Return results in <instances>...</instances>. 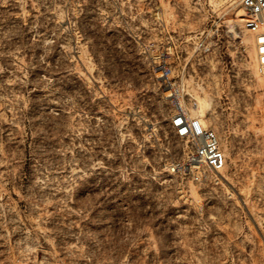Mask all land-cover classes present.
<instances>
[{
    "label": "rangeland",
    "instance_id": "374dc122",
    "mask_svg": "<svg viewBox=\"0 0 264 264\" xmlns=\"http://www.w3.org/2000/svg\"><path fill=\"white\" fill-rule=\"evenodd\" d=\"M239 0H0V264H264V72ZM213 128L220 172L171 120Z\"/></svg>",
    "mask_w": 264,
    "mask_h": 264
},
{
    "label": "built area",
    "instance_id": "2783aa9c",
    "mask_svg": "<svg viewBox=\"0 0 264 264\" xmlns=\"http://www.w3.org/2000/svg\"><path fill=\"white\" fill-rule=\"evenodd\" d=\"M202 4L208 0H194ZM244 10V27L256 38L258 66L264 72V0H239ZM177 138L185 142L191 163L220 172L226 166V155L217 132L199 117L179 108L171 120Z\"/></svg>",
    "mask_w": 264,
    "mask_h": 264
},
{
    "label": "bare ground",
    "instance_id": "6f19581e",
    "mask_svg": "<svg viewBox=\"0 0 264 264\" xmlns=\"http://www.w3.org/2000/svg\"><path fill=\"white\" fill-rule=\"evenodd\" d=\"M241 17H242V16H240V18H239L238 21L241 22V23H243V22H244V19H242ZM249 32H250V31H249ZM250 33H251V32H250ZM251 34H252V33H251ZM252 35H253V34H252ZM253 36H254V35H253ZM254 38H255V36H254ZM256 42H257V41H256V38H255V43H256Z\"/></svg>",
    "mask_w": 264,
    "mask_h": 264
}]
</instances>
